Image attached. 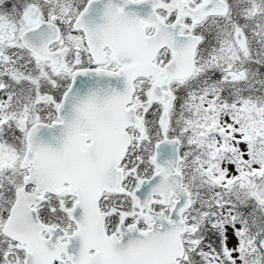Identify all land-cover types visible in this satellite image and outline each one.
Listing matches in <instances>:
<instances>
[{"label":"snow or ice","instance_id":"1","mask_svg":"<svg viewBox=\"0 0 264 264\" xmlns=\"http://www.w3.org/2000/svg\"><path fill=\"white\" fill-rule=\"evenodd\" d=\"M0 264H264V0H0Z\"/></svg>","mask_w":264,"mask_h":264}]
</instances>
